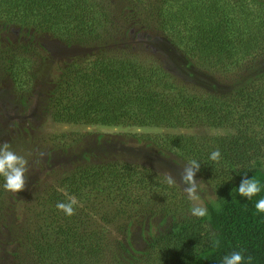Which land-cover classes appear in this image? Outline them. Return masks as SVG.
<instances>
[{
  "label": "trees",
  "instance_id": "16d2710c",
  "mask_svg": "<svg viewBox=\"0 0 264 264\" xmlns=\"http://www.w3.org/2000/svg\"><path fill=\"white\" fill-rule=\"evenodd\" d=\"M2 31L0 89L8 84L22 108L44 83L42 110L55 122L152 129L136 141L176 163L198 160L213 195L208 217H194L191 200L139 159L78 160L45 172L28 197L0 177V229L13 224L19 245L13 264H220L233 251L264 264L260 196L234 191L264 177V0H0ZM47 37L91 51L59 66ZM153 38L213 83L171 72L162 52L142 48ZM22 139L11 150L29 163L32 142ZM20 199L28 215L16 226L8 214ZM72 199L71 216L56 207ZM135 226L147 232L143 249L130 238Z\"/></svg>",
  "mask_w": 264,
  "mask_h": 264
},
{
  "label": "rangeland",
  "instance_id": "374dc122",
  "mask_svg": "<svg viewBox=\"0 0 264 264\" xmlns=\"http://www.w3.org/2000/svg\"><path fill=\"white\" fill-rule=\"evenodd\" d=\"M2 31L0 34H3ZM48 53L54 61L63 65L64 61L70 58L80 57L85 52L91 51L88 47L77 45H69L62 41L53 39L52 37L45 38ZM148 45L142 47L147 52H153L155 57L162 52L164 58H168L171 64V72L181 75L183 78H188L191 81L199 83H213V81L204 77L202 73L190 68L189 64L178 56L177 53L168 49L163 42L157 38H153L146 42ZM103 47L97 48L99 52ZM49 86L40 83L33 86V89L26 94L25 100L29 103L28 108H22L20 99L12 93L10 86L5 84L0 89V144H3L13 139V145H20V136L16 134L22 132L21 128L26 127V133H23V139L27 140V144L31 143L33 147V159L27 164L26 184L24 196L35 195L36 188L34 182L44 178V173H51L52 170L60 168H70L78 160L100 161L101 158L129 160L139 159L143 163L152 165L153 169L160 171L159 173L172 176L176 180L174 191L187 196L184 188L187 185L181 183L183 168L185 163H176L173 160L164 156L158 155L152 147H146L144 144L137 142L135 133L152 132L149 128H140L136 126L119 125V126H102L83 123H59L51 120L42 110L43 101L48 93ZM208 134H221L220 129L204 130ZM62 133L67 136L62 138ZM224 133V132H223ZM51 137H54L52 140ZM261 137L264 138L262 135ZM32 140V141H31ZM30 141V142H29ZM21 149V148H20ZM53 149L51 157L45 154L46 151ZM20 151H17V153ZM16 153V154H17ZM197 172L195 179L198 183L199 200L192 201V204L203 205V202L210 199L212 195L211 186L207 180L206 173ZM167 192H173L172 189H167ZM19 193V192H18ZM17 194V193H13ZM188 197V196H187ZM23 200H18L15 206V212H10V218L17 217L16 226H23L22 220L27 218L28 213L23 208ZM9 218V219H10ZM10 221V220H9ZM7 224L4 229H0V264H13V257L9 254V249L19 251L17 236L13 232L15 226ZM12 231V235L10 232ZM147 232L141 230V227L135 226L131 229V240L133 246L138 249L145 248L147 243ZM16 261V260H14Z\"/></svg>",
  "mask_w": 264,
  "mask_h": 264
},
{
  "label": "clouds",
  "instance_id": "9594fccd",
  "mask_svg": "<svg viewBox=\"0 0 264 264\" xmlns=\"http://www.w3.org/2000/svg\"><path fill=\"white\" fill-rule=\"evenodd\" d=\"M212 162L218 163L221 160V153L217 149L212 151L208 157ZM28 161L17 155L11 150L8 143L0 144V177L3 178L2 187L12 193H18L25 188L26 172ZM183 168V175L181 183L187 185L184 191L187 193L189 200L197 201L198 196V183L195 179L196 173L199 171L200 162L198 160H189ZM230 177L227 181H230ZM226 181V182H227ZM167 183L169 185L176 184V180L172 176H168ZM233 191V189H232ZM235 196H239L248 201L253 200L254 197L260 196L255 201L254 209L255 214L264 217V177L259 174L252 175L250 178H242L237 187L234 188ZM76 203L72 199L69 203H58L57 208L62 210L66 215L71 216L74 212L73 205ZM219 210V204L214 205ZM191 214L194 217L206 218L208 217V208L201 204H197L191 208ZM214 245H219V240L214 241ZM220 264H253V258L246 256L243 251H233L224 255L221 258Z\"/></svg>",
  "mask_w": 264,
  "mask_h": 264
}]
</instances>
